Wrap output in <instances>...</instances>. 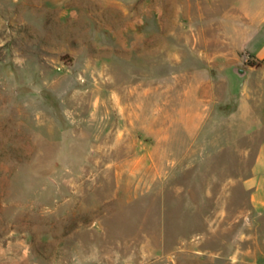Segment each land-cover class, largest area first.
Segmentation results:
<instances>
[{
  "label": "rangeland",
  "instance_id": "374dc122",
  "mask_svg": "<svg viewBox=\"0 0 264 264\" xmlns=\"http://www.w3.org/2000/svg\"><path fill=\"white\" fill-rule=\"evenodd\" d=\"M227 6L0 0V264H264Z\"/></svg>",
  "mask_w": 264,
  "mask_h": 264
},
{
  "label": "crops",
  "instance_id": "0c3cea01",
  "mask_svg": "<svg viewBox=\"0 0 264 264\" xmlns=\"http://www.w3.org/2000/svg\"><path fill=\"white\" fill-rule=\"evenodd\" d=\"M202 5H228L219 16L224 29L221 37L236 51L244 53V61L250 58L261 63L245 64L243 69L238 70L236 75L242 80L238 92L231 90L226 74L222 77L228 94L237 100L243 124L249 126L246 134L250 136L261 128L264 131V0H202ZM204 83L208 85L210 81H202V104H207V95L212 88ZM244 184L250 191L253 211L264 215V139L259 144L251 174Z\"/></svg>",
  "mask_w": 264,
  "mask_h": 264
},
{
  "label": "trees",
  "instance_id": "16d2710c",
  "mask_svg": "<svg viewBox=\"0 0 264 264\" xmlns=\"http://www.w3.org/2000/svg\"><path fill=\"white\" fill-rule=\"evenodd\" d=\"M248 64H249V65H257V63L254 62V61H250V62H248Z\"/></svg>",
  "mask_w": 264,
  "mask_h": 264
}]
</instances>
